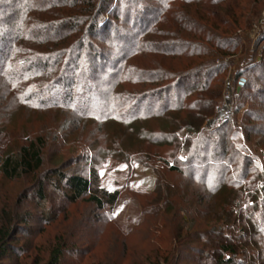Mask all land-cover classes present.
<instances>
[{
    "label": "trees",
    "instance_id": "obj_1",
    "mask_svg": "<svg viewBox=\"0 0 264 264\" xmlns=\"http://www.w3.org/2000/svg\"><path fill=\"white\" fill-rule=\"evenodd\" d=\"M261 11L264 0H0V81L17 102L98 123L172 120L171 128L141 136L182 150L169 170L189 177L209 205L203 210L179 191L156 200L170 206L177 223L185 224L180 212L191 216L188 233L156 251L153 264H176L187 251L201 263L264 264V47L258 63L239 60L236 77L244 82L233 121L204 126L221 104L227 65L216 62L236 54V33ZM255 71L262 84H254ZM252 100L257 107L244 110L238 123L241 101ZM42 146L37 139L0 155V175L40 174L33 193L40 200L51 181L66 187L71 203L88 195L99 209L114 207L119 193L95 189L94 169L87 178L60 167L44 171ZM2 214L0 260L27 218ZM196 243L203 246L190 249ZM66 246L57 240L44 264H61Z\"/></svg>",
    "mask_w": 264,
    "mask_h": 264
},
{
    "label": "rangeland",
    "instance_id": "obj_2",
    "mask_svg": "<svg viewBox=\"0 0 264 264\" xmlns=\"http://www.w3.org/2000/svg\"><path fill=\"white\" fill-rule=\"evenodd\" d=\"M263 29L264 11H261L249 29L236 33L240 41L236 54L216 62L224 63L227 69L219 90L221 104L205 128L233 121L234 99L242 90L236 69L240 58L246 57L245 62L253 58L248 65L261 60ZM259 72L255 71L254 76L257 85L262 84L257 80ZM1 85L0 81V155H15L20 147L41 139L44 171L60 167L64 173L87 178L92 168L97 174L93 187L116 191L119 195L114 207L99 209L89 202L88 195L73 203L67 201L66 187L48 181L44 198L40 200L33 194L40 174L13 180L0 175V227L3 211L15 219L18 215L27 217L20 232L15 234L14 230L9 241L11 251L0 264H44L49 249L59 239L67 243L61 264H153L156 251L168 250L172 238L188 233L191 216L182 211L180 216L185 224L177 223L170 206L159 207L156 200L167 197V191L175 194L179 191L193 201L199 200L198 206L203 210L209 205L202 189L189 177L169 170L172 157H184L182 150L154 144L141 136L171 128L169 117L138 121L129 126L81 120L61 110L29 108L17 102ZM241 102L242 108L235 116L238 123L244 110L257 107V100ZM157 185L166 192L156 193ZM217 205L221 207L219 200ZM202 246L196 243L190 249ZM196 259L195 253L187 251L176 264H214L211 258L203 263Z\"/></svg>",
    "mask_w": 264,
    "mask_h": 264
},
{
    "label": "water",
    "instance_id": "obj_3",
    "mask_svg": "<svg viewBox=\"0 0 264 264\" xmlns=\"http://www.w3.org/2000/svg\"><path fill=\"white\" fill-rule=\"evenodd\" d=\"M243 82H244V80H241V81L239 82V85L242 86ZM239 88H240V87L237 88V91H239Z\"/></svg>",
    "mask_w": 264,
    "mask_h": 264
},
{
    "label": "built area",
    "instance_id": "obj_4",
    "mask_svg": "<svg viewBox=\"0 0 264 264\" xmlns=\"http://www.w3.org/2000/svg\"><path fill=\"white\" fill-rule=\"evenodd\" d=\"M228 87V86H227ZM228 89V88H227ZM226 110V109H225Z\"/></svg>",
    "mask_w": 264,
    "mask_h": 264
}]
</instances>
